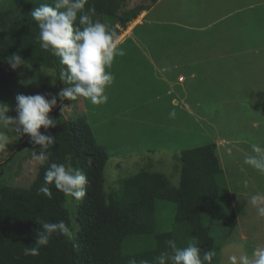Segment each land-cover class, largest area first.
Here are the masks:
<instances>
[{
    "label": "rangeland",
    "instance_id": "rangeland-1",
    "mask_svg": "<svg viewBox=\"0 0 264 264\" xmlns=\"http://www.w3.org/2000/svg\"><path fill=\"white\" fill-rule=\"evenodd\" d=\"M138 1L132 0L130 6ZM150 2L147 0V4ZM237 8L244 12L235 13ZM167 17L187 27L207 28L203 31L174 29L154 22ZM103 21L107 29L119 30L115 32L119 38L117 46L125 52L123 56H116L111 69H107L114 76L113 84L106 89L107 103L97 106L82 97L76 101H61L57 94L63 88L57 86L55 68L43 69L40 78L25 83L21 93L43 94L48 99L57 96L59 102L55 108L66 106L63 113L67 118L86 113L93 125L97 120L103 121L102 126L96 127L98 135H102L99 141L109 150L124 153L117 157L136 159L130 155L139 151L144 156L137 159L148 160L150 169L130 165L114 168L112 163V168H107L104 184L107 202L119 203L131 225L127 231L114 225L104 228L97 243L100 252L111 264H128L130 259H135L137 264L140 261L153 264L161 252L171 251L166 243L168 240L185 247L195 237L201 256L215 249L219 259L214 258V264H228V257L238 253L242 246L232 234L233 224H236L233 232L239 227L238 211L242 229L251 240L255 239L254 230H264V217L257 215L256 206L251 203V198L258 196L264 205V175L243 163L246 156L253 154V144L264 147V0H158L149 4L148 10L127 27L115 24L108 17ZM243 22H248L245 29L238 26ZM143 23L148 24L147 28L141 26ZM172 30L177 40L185 45H181L179 60L169 61V64H176L166 73L160 68L167 61L160 60L159 54H151L153 47L147 41L154 44L157 39H169ZM238 32L242 43L246 38L250 40L245 46L251 50L249 53L239 49L237 57L226 54L218 61L197 60L204 52L211 55L219 48L243 46H236L240 42ZM197 42L211 44L204 51V45H197ZM194 43L193 50L185 51ZM167 75L173 81L185 75L187 81L179 90L185 89L189 99L187 104L181 101L180 105L187 108L193 103L190 111L201 123V134L202 128L211 132L208 146H213L214 150L219 147L223 168L219 165V168H185L182 172L159 168L162 161L165 167H172L175 158L188 155V142L193 145L194 140L183 127L179 129L173 124L178 115L176 112L174 117L170 115L174 107L169 98H163L166 86L162 80ZM17 95L8 101L11 117L17 115ZM146 99L149 102L144 106ZM243 104L253 105L255 114L251 107L235 109ZM238 109L244 115L242 119L236 116ZM255 117L256 122H252ZM4 131L11 143L7 151L0 152V183L17 180L19 168L21 173L29 174L28 180H36L41 164L26 150L17 151L25 135L18 137L11 128ZM203 143L198 133L195 145L199 148ZM51 151L52 147L48 149V156ZM29 156L35 161L33 168H30ZM5 162L7 164L2 166ZM77 204L76 201L70 203L67 198L66 208L71 215L74 235L79 233ZM219 229L221 233L216 232Z\"/></svg>",
    "mask_w": 264,
    "mask_h": 264
},
{
    "label": "trees",
    "instance_id": "trees-1",
    "mask_svg": "<svg viewBox=\"0 0 264 264\" xmlns=\"http://www.w3.org/2000/svg\"><path fill=\"white\" fill-rule=\"evenodd\" d=\"M131 1L88 0L78 18L94 8V22L104 23L103 18L108 17L115 24L127 27L148 10L149 4H155L158 0H150L149 4L147 0H140L130 6ZM45 2L51 4L52 0H0V102L8 104L14 95L22 93L25 83L40 78L43 69L55 68L58 88L69 87L60 79V72L65 66L60 64L58 57L41 48L39 28L31 17L32 11ZM114 32L118 33L119 30L114 27ZM13 54H19L24 59V65L16 71L7 63V58ZM49 117L55 118L56 127H50L47 131L42 127L40 131L54 137L56 143L51 146L49 160L39 168L37 179L28 180L29 174L21 173L19 168L17 180L0 183V264H111L97 245L102 231L110 225L127 231L131 224L119 203L114 200L110 204L107 202L105 173L107 168H111V159L113 164L126 156L117 157L124 153L109 150L100 143V134L86 113L69 119L61 113V109L53 108ZM19 150H26L32 155L40 148L30 143L27 135L18 145ZM29 158L31 160V156ZM89 159L92 161L91 167L87 163ZM34 162L30 161V168L34 167ZM52 162L76 167L87 177V194L77 204L79 233L73 234L72 239L54 233L48 245L40 247L39 255L26 256L24 248L35 246L36 231L41 227L37 219L50 223L63 220L73 232L65 194L54 184L47 185L51 198L39 192L44 186L45 170Z\"/></svg>",
    "mask_w": 264,
    "mask_h": 264
},
{
    "label": "clouds",
    "instance_id": "clouds-1",
    "mask_svg": "<svg viewBox=\"0 0 264 264\" xmlns=\"http://www.w3.org/2000/svg\"><path fill=\"white\" fill-rule=\"evenodd\" d=\"M88 0H52V3H42L36 7L31 17L39 28L40 46L44 50L59 58L61 65L65 66L60 72V79L69 85L57 95L61 101H76L85 98L93 105H103L108 102L106 89L113 84L114 76L107 69H111L116 56L125 54L119 48L117 34L107 29L101 22H94L92 15L94 8L88 10V14H78L84 11ZM78 19V24L76 23ZM11 69L16 71L24 65V59L19 54H13L7 58ZM182 81L184 78H181ZM16 117L8 115L11 107L0 102V152L7 151L11 143L4 129L11 128L17 136L28 135L30 143L39 146V154L33 152V159L41 165L49 160L48 149L56 143L51 135L43 134L40 129L47 131L50 127H56L55 118H50L49 113L57 106V96L46 98L43 94L16 96ZM66 106H61V113ZM175 116V113H170ZM24 136V137H25ZM24 139V138H22ZM252 153L245 157L243 163L264 175V147L257 144L251 146ZM88 166H92L91 159ZM44 186L39 189L40 193L51 198L47 185L55 187L72 201L81 202L86 196L85 186L88 183L86 175L78 169L66 166L63 163L52 162L44 173ZM252 205L256 206L257 215L264 217V205L261 197L253 196ZM41 226L36 231V242L33 247H25L24 255H39L40 247L47 246L50 237L54 233L67 236L72 239L71 228L63 221L56 223L36 220ZM168 248L154 258L153 264H214V258L219 259L215 249L203 253L197 246V240L193 237L185 247H178L174 240H168ZM128 264H137L135 259H130ZM140 264H148L140 261ZM228 264H264V248H258L249 256L246 253L231 255Z\"/></svg>",
    "mask_w": 264,
    "mask_h": 264
},
{
    "label": "crops",
    "instance_id": "crops-1",
    "mask_svg": "<svg viewBox=\"0 0 264 264\" xmlns=\"http://www.w3.org/2000/svg\"><path fill=\"white\" fill-rule=\"evenodd\" d=\"M145 12V11H144ZM240 12H244L243 9H239L237 8L235 13H240ZM234 14L231 13V15ZM162 18V17H161ZM159 25H166L169 27H174L175 28H180V29H184V30H205L207 27H187L186 25H182L180 24L176 19L172 18V17H167L166 19H157L156 21ZM146 24H141V26L146 27ZM246 25H248V22H243L241 23L239 26V28L241 29H245ZM140 26V27H141ZM147 28V27H146ZM173 33H170V38L169 39H157V41L152 44L150 42V40H148V44L151 45L152 48V53L151 54H159L160 55V60H164L167 61L165 62L166 65L162 66L160 68L161 71L163 72H169L170 70L168 68H171L170 66H175L173 64H176L175 62L169 64V61H173L172 58H175L174 61H178V55L180 53L181 50V45H185L181 40H177V36H175L174 30H172ZM238 36H239V43L236 45H243L240 46L238 48H229V49H225L223 50V48H219V51H215L214 53H212L211 55H207L205 52L204 56H201L199 58H197V60H199L200 62H207V61H218L221 58H223L226 54H230L232 56H236L239 55V49L241 51H247L249 53V51H251L250 49H246L245 46L247 45V42L250 40L248 38H246L245 43H242L241 41V33L238 32ZM137 41V38H136ZM208 44L211 43H207V44H203V42L199 43L197 42V45H204L203 46V50L206 51L208 50ZM192 45H196L194 44H189V48H186L185 51L189 52L190 50H193V46ZM191 47V48H190ZM214 47H216L215 43H214ZM189 50V51H188ZM202 50V51H203ZM173 54V55H170ZM185 53V52H182ZM164 54V57H163ZM186 55V54H185ZM193 58V57H190ZM150 59H152L150 57ZM224 60V59H223ZM154 60H151V62H153ZM188 61H192V59H188ZM162 62V61H159ZM192 64V63H190ZM207 74V72H206ZM185 75H179L178 78H176L174 81L171 79V77L169 75H167L165 78H163L162 82L165 84L166 88L163 91V98H169L170 99V105L172 107H174V111L176 112L178 117L176 119H174L173 124H176L175 126L179 127V129L181 127H183V131L186 132L188 135H193L194 136V140H193V145H191V141L188 142V155H179L177 158H175V161L172 162V167H165V163L164 161H162L160 164L161 167L159 168H173V169H177L178 172H182L183 169L187 168H210V167H214V168H219L218 165L220 166V168H223V163L221 162L220 158H223V154L221 153V151H219V147L216 148L215 150L213 149V146H208V142H210L211 139V132H208L206 128H202V134H201V123H198L199 120H197V116L195 115V113L190 111V108L194 107L192 106V104H190L187 108L182 107V105H180V102L183 101L185 104H187V100L189 99V97L186 96V90H179L180 88H182L187 79L186 77H184ZM181 78H184V80L182 81ZM178 88V89H177ZM154 93H157L156 91H154ZM158 100H161V96L157 97ZM184 98V99H182ZM148 99H146L144 101V105H146L148 103ZM192 106V107H191ZM156 107H160V106H156ZM162 108H164V106H161ZM240 107H251L252 108V114H255L256 108L253 105H247L245 106L244 104L242 106H237L235 107V109L240 108ZM238 112V113H237ZM237 113V117H241L240 119H242L244 117V115L239 111V109L236 111ZM252 122H256V117L252 118ZM161 124H165V122L160 121ZM97 124H92L93 127H98V126H102L103 125V121H98L96 122ZM255 124V123H254ZM199 125V127H198ZM256 127V126H254ZM198 133L201 135V137L204 139V142L199 148L195 145L196 140H197V135ZM27 136V135H26ZM25 136V137H26ZM23 137V138H25ZM224 139V138H223ZM24 139H22L23 141ZM222 140V139H221ZM21 141V142H22ZM20 142V143H21ZM245 144V141H243ZM242 142V143H243ZM240 143V144H242ZM215 144V143H214ZM239 144V143H238ZM239 144V145H240ZM217 147V144H215ZM222 145V144H221ZM130 156H136V159H132V158H128L126 157L123 160L120 161H114L113 165L115 166L114 168H126V165H130L131 167H138V168H148V163H147V158L145 159H141L138 160L137 158L143 157L144 155L141 154L139 151L133 152ZM112 159L110 160V165H111ZM213 162H215V165H213ZM159 164V165H160ZM112 168V165H111ZM150 169V168H148ZM147 171V170H146ZM241 213L238 211V224L237 226L238 229H236L235 232V226L236 224H233L232 227V234H234V239L236 240L237 244H241V248L240 250H238V253H235L236 255H240L241 253H247V254H252L254 250L258 249V248H263L262 245H264V230H260V231H256L254 230L253 235L254 238L253 240H251L248 236L247 233H245V231L242 229V225L240 224V215ZM229 217V216H228ZM223 221V218H221V222ZM228 230L230 229L227 225ZM221 230H217L216 232H220ZM238 231V232H237ZM231 234V236H232ZM229 237L230 239V235H227V238ZM263 237V238H262ZM231 242V241H230ZM229 242V244H230ZM233 251V248L230 250ZM234 254V253H233Z\"/></svg>",
    "mask_w": 264,
    "mask_h": 264
}]
</instances>
